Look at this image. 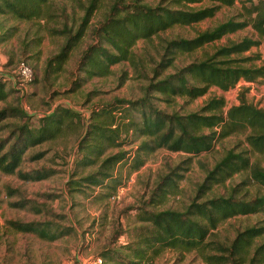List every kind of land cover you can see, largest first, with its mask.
<instances>
[{"label": "trees", "instance_id": "obj_1", "mask_svg": "<svg viewBox=\"0 0 264 264\" xmlns=\"http://www.w3.org/2000/svg\"><path fill=\"white\" fill-rule=\"evenodd\" d=\"M47 1L0 0V12L30 18L40 15ZM96 1L87 0L73 32L69 27L62 29L66 31L64 42L46 59L42 69L44 75L61 69L69 47L82 33ZM201 1L209 3L193 4ZM236 1L240 6L235 13L212 26L196 30L190 37L160 38L156 55H151L143 48L145 46L141 53L133 50L138 39L151 42V37L159 31L197 22L213 15L221 5H232ZM245 27L249 32L214 45L202 57L179 66L173 63L178 54L191 53L203 44ZM90 32L92 41L82 49L75 65L84 76L72 79L65 91L73 90L85 78L109 73L110 65L123 61L146 82L138 97H113L88 110L83 131L76 139L75 156L70 162L69 183L75 185L71 189L82 191V187H99V192L92 195L94 198L111 196L157 148L186 155L161 174L146 198L134 207L133 237L117 244L110 242L98 251L97 256L114 264H147L159 251L173 249L181 253L193 251L203 264H264V223L235 229L230 237L218 238L216 234L218 224L230 217L264 211V107L245 99L243 92L247 87L239 90L236 103L226 107L222 96H210L196 109L187 112L176 108L167 111L154 103L159 100L168 105L175 97L191 100L204 94L211 85L226 90L239 79L262 82L264 0H158L155 4L143 0H110ZM252 46L255 47L253 51L250 50ZM245 51L249 52L243 54ZM148 62L151 65L147 69L144 64ZM171 66L172 71H167ZM10 79L0 73V102H3L0 129L7 126L1 122L7 116L27 117L19 102L7 100L13 90L6 86ZM34 80L36 76L32 75L28 83ZM78 120L74 109L55 104L38 115L37 126L28 125L25 120L12 124L8 137L0 138V170L15 173L23 180L50 176L53 169L47 166L20 169L23 155L29 147L58 136ZM237 134L240 137L204 169L193 195L182 209L151 208L176 190L177 180L182 176L178 170L185 169L193 156L209 152L217 141ZM124 144L130 147L123 149ZM41 154L38 151L29 158L35 159ZM86 167L90 170L82 173ZM237 174L240 177L235 183L225 184ZM217 186H225L224 191L214 192ZM249 186L254 188L250 190ZM30 208L34 212L45 210L53 215L42 206ZM7 222L16 231L31 232L45 240H53L71 230V226L49 220Z\"/></svg>", "mask_w": 264, "mask_h": 264}, {"label": "rangeland", "instance_id": "obj_2", "mask_svg": "<svg viewBox=\"0 0 264 264\" xmlns=\"http://www.w3.org/2000/svg\"><path fill=\"white\" fill-rule=\"evenodd\" d=\"M109 1H96V7L83 25L82 33L75 44L69 47L61 69L49 76L42 73L46 59L54 55L64 42L66 31L62 29L69 27L71 32L74 31L87 0H48L41 14L30 18H19L11 13L0 12V73L11 78L6 81V86L13 87L7 100L10 103L19 102L27 114L25 118L7 116L1 120L7 126L0 129V138L8 137L11 125L22 120L31 126L39 125L38 115L47 112L55 104L74 109L79 118L78 122L69 124L58 136L31 146L24 153L20 169L47 166L53 169L50 176L40 180H23L15 173H4L0 170V264H85L110 242L114 241L117 244L131 239L136 225L133 222L134 207L146 198L161 174L186 156L180 151L157 148L148 155L144 164L116 189L113 198L112 195L94 198L92 195L99 192V187L94 189L82 187V191L71 189L75 185L69 183V172L72 168L70 162L75 156L76 139L83 131L88 110L94 104L110 101L113 97H138L142 92L141 87L146 82V79L137 76L132 67L123 61L110 65L109 73L103 76L85 78L73 90L64 89L69 88L72 79L84 76L75 68L76 61L82 49L92 41L90 28L101 19ZM143 1L155 4L158 0ZM205 3L209 2L193 4ZM239 6L237 1L232 5H221L209 17L159 31L157 35L151 37V42L138 39L133 45V50L135 53H141L142 47L145 46L143 48L151 55H156L155 49L159 47L160 38L175 35L190 37L196 30L212 26L232 15ZM248 30L249 28L245 27L226 33L191 53L178 54L173 63L179 66L194 58H200L205 51H211L214 45L235 40L249 32ZM259 49L262 52L261 45ZM250 50H255V47L252 46ZM262 55L264 56L263 52ZM21 62L30 69L28 78L19 74L18 66ZM255 63L258 61L255 60ZM144 65L148 69L151 62ZM167 71H172V66L168 67ZM32 75L36 76V80L28 83ZM242 87H247L243 92L247 101L264 107V80L248 82L243 79H239L234 86L226 90L211 85L204 94L191 100L175 97L168 105L159 100H154V103L167 111L176 108L181 112H187L196 109L210 96H222L226 107L237 102V93ZM1 106L3 102H0ZM239 137V134L225 137L217 141L211 151L193 156L185 169L178 170L182 176L177 180L176 190L166 194L161 203L152 205L151 208L182 209L193 195L195 184L201 180L204 169L209 168L222 154L223 149L231 146ZM122 147L128 149L130 145L124 144ZM38 151L42 152L41 156L29 158L30 154ZM88 170L90 167L84 168L82 173ZM239 177V174L234 175L230 180H226L225 184L235 183ZM224 187L217 186L214 192H223ZM249 188L252 190L254 186ZM32 205L49 209L53 215L45 210L34 212L30 208ZM8 220H49L71 226V230L53 240H45L31 232L14 230ZM258 222L264 223V211L236 215L219 223L216 234L218 238L230 237L235 229H241L245 225H257ZM100 263L114 264L110 260L104 261L103 258ZM147 264L203 263L193 251L181 253L173 249H163Z\"/></svg>", "mask_w": 264, "mask_h": 264}, {"label": "built area", "instance_id": "obj_3", "mask_svg": "<svg viewBox=\"0 0 264 264\" xmlns=\"http://www.w3.org/2000/svg\"><path fill=\"white\" fill-rule=\"evenodd\" d=\"M19 74L24 77L28 78L30 76V69L24 63H20L18 66ZM114 195L111 196L113 198ZM101 262V258L99 256H93L92 258L88 259L85 264H99Z\"/></svg>", "mask_w": 264, "mask_h": 264}]
</instances>
